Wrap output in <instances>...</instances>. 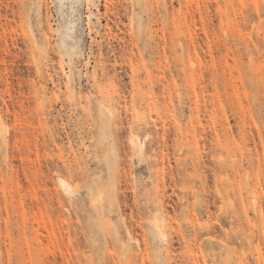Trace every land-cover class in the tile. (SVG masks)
I'll return each instance as SVG.
<instances>
[{
  "label": "rangeland",
  "instance_id": "374dc122",
  "mask_svg": "<svg viewBox=\"0 0 264 264\" xmlns=\"http://www.w3.org/2000/svg\"><path fill=\"white\" fill-rule=\"evenodd\" d=\"M263 232L264 0H0V264H264Z\"/></svg>",
  "mask_w": 264,
  "mask_h": 264
},
{
  "label": "bare ground",
  "instance_id": "6f19581e",
  "mask_svg": "<svg viewBox=\"0 0 264 264\" xmlns=\"http://www.w3.org/2000/svg\"><path fill=\"white\" fill-rule=\"evenodd\" d=\"M101 115H102L103 119H101V123L102 124L99 126V130L102 133V137H104V136H106L105 135V133L107 132L106 129L108 130V128H109V126H108L109 125V121H108L107 116L104 113V109H102V108H101ZM133 135H135V138L137 137L135 133H133ZM130 139H131V143L137 146L136 147L137 152L140 153L141 149L143 148V142H140V144L138 145L137 142H136L137 140L134 139V136H133V138H130ZM101 140H104V139L102 138ZM109 141L110 140H108V142ZM112 149L113 148L111 147V150H110L111 152L113 151ZM139 153H138V156H139ZM108 159H110V158H106V162H107V166H108V170H109L110 183L114 184V182L112 181L114 178L112 177L113 175H111V165H112V160L113 159H110V160H108ZM112 174H114V171H112ZM58 179H59V184L61 185V187L65 191V193L67 195L71 196L75 192V187L73 186V184L70 181H68L67 179L62 178L60 176L58 177ZM95 194H99V197L97 198V201L94 198L92 199V197H94ZM114 194H116V193H112V195H110L108 193V195H110V196H108V195H105V192L103 190L98 191V190H94L93 189L92 192H91V197H90L91 198V203H92V208L96 212L102 213L103 210L105 209V203H107L106 205H108L109 211H110V208L115 204V201L116 202L118 201L117 198L115 199V195ZM159 208H161V207H159ZM118 210H119V208H118ZM252 210H253V212H256L254 207L252 208ZM166 214H168V213H166L164 209L156 211V213L153 214L152 219L150 220V222L148 224V226L150 228V231L152 233L153 239L158 243V246L160 248H162V249L164 248L165 250H167V244L169 243L167 232H166V229H167L166 225L167 224L164 223ZM129 216H130L129 218L132 219L131 215H129ZM134 216H135V214H134ZM126 218H127V216H126ZM124 221H122V222H124ZM123 224H124L123 227L125 228L127 234L129 235V239H131L133 242H135V244H137L138 248H140L142 251L146 252L145 251L146 248L145 247H141V244H140L141 241H142V244L147 243L146 242V236L142 235V238L140 240L138 238V234H140L139 232H141V229H142L141 223L136 222L134 220L133 222L130 221V223H128V224L127 223H123ZM176 226H178V225H176ZM175 232H176V234H179V231H175ZM251 236H252V234H250V237ZM250 237H249L248 234L245 236V238L249 241V243H250L251 239L249 240L248 238H250ZM224 247H225V252H226V260L229 262L230 254L232 252L236 253V251H232L233 249H231L229 246H227L225 244V242H224ZM231 257H232V255H231ZM237 258H238V260H237L238 263L237 264H243V261H242L243 259L240 258V257H237ZM244 260H245V258H244Z\"/></svg>",
  "mask_w": 264,
  "mask_h": 264
}]
</instances>
